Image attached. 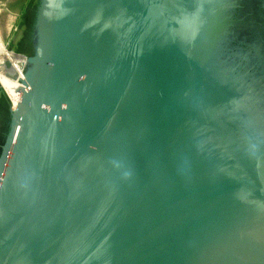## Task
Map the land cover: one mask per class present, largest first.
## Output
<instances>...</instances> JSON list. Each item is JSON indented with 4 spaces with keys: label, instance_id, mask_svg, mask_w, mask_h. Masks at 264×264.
Segmentation results:
<instances>
[{
    "label": "water",
    "instance_id": "1",
    "mask_svg": "<svg viewBox=\"0 0 264 264\" xmlns=\"http://www.w3.org/2000/svg\"><path fill=\"white\" fill-rule=\"evenodd\" d=\"M30 11L0 264H264V0Z\"/></svg>",
    "mask_w": 264,
    "mask_h": 264
},
{
    "label": "crops",
    "instance_id": "2",
    "mask_svg": "<svg viewBox=\"0 0 264 264\" xmlns=\"http://www.w3.org/2000/svg\"><path fill=\"white\" fill-rule=\"evenodd\" d=\"M35 1L0 0V36L8 37L13 30H19V22L24 24L25 16L30 12ZM0 44H2L1 39Z\"/></svg>",
    "mask_w": 264,
    "mask_h": 264
},
{
    "label": "bare ground",
    "instance_id": "3",
    "mask_svg": "<svg viewBox=\"0 0 264 264\" xmlns=\"http://www.w3.org/2000/svg\"><path fill=\"white\" fill-rule=\"evenodd\" d=\"M6 50L7 49L5 48V46L3 45V42H2V44H0V83L3 86V88L5 89L6 93L9 95L11 102H12V106H13L14 101H15L17 88H18V84H19L20 77L22 74V70H23V67L25 64V60H23V59L14 60V61H16L17 66H18L16 68V76L13 77L14 80L9 79L8 72L4 71L2 68V58H3V55L6 54ZM15 80H16V82H15ZM10 88H14L15 92L11 93Z\"/></svg>",
    "mask_w": 264,
    "mask_h": 264
},
{
    "label": "rangeland",
    "instance_id": "4",
    "mask_svg": "<svg viewBox=\"0 0 264 264\" xmlns=\"http://www.w3.org/2000/svg\"><path fill=\"white\" fill-rule=\"evenodd\" d=\"M21 23L22 22H19V24H20L19 30H13L11 32V35H9L8 37H5L3 35L0 36L1 41L3 42V45H5L8 49L13 48L15 51L17 50L15 44H16V42H18V40L20 39L21 35L23 34V32H24V26H25L23 23H22L23 25ZM11 55H13V54H11V52L9 50H6V54L3 55V58H2V68L6 72H9V73H13L14 74L16 72V64L12 62V60L10 58ZM5 59H8L12 63V67H11V70L10 71H7V70L4 69V60ZM2 97L4 99H6V101L10 105L12 104L10 97L7 95L6 91L4 90V88L2 87V85L0 84V98H2Z\"/></svg>",
    "mask_w": 264,
    "mask_h": 264
},
{
    "label": "trees",
    "instance_id": "5",
    "mask_svg": "<svg viewBox=\"0 0 264 264\" xmlns=\"http://www.w3.org/2000/svg\"><path fill=\"white\" fill-rule=\"evenodd\" d=\"M31 18L32 17L30 15L27 16V18H25L24 22L26 24H29L31 22ZM26 37H27V35H26ZM26 37H23V38L19 39L18 42H16L15 45H16V49L18 52L26 51V48L24 45V42L26 41ZM10 58H11L12 62L14 60L21 59L20 57L14 56V55H11ZM15 76H16V72L14 74L8 72L9 79L14 80L13 77H15ZM15 82H16V80H15ZM10 91H11V93L15 92L14 88H10ZM9 108H10V104L6 101V99H4L3 97L0 98V124L3 122V118H5V117H7L8 121H10V110H9ZM4 128L7 131L8 125L5 126ZM2 140H3V138H2Z\"/></svg>",
    "mask_w": 264,
    "mask_h": 264
},
{
    "label": "flooded vegetation",
    "instance_id": "6",
    "mask_svg": "<svg viewBox=\"0 0 264 264\" xmlns=\"http://www.w3.org/2000/svg\"><path fill=\"white\" fill-rule=\"evenodd\" d=\"M31 16L32 17V12L30 11L26 16H25V18H27V16ZM32 19V18H31ZM24 21H25V19H24ZM24 32H23V34L21 35V37H20V39L21 38H23V37H26V35H27V37H26V41L24 42V45H25V48H26V51H22V52H29V49H30V46H31V44H30V36H29V25H30V23L29 24H26L25 22H24ZM19 41V40H18ZM17 51V50H16ZM18 52V51H17ZM13 63H15L16 64V68L18 67L17 66V63H16V61H13ZM9 124V121L7 120V117H5V118H3V122L0 124V145H1V142H2V138H4V136H5V134H6V130H5V126H7Z\"/></svg>",
    "mask_w": 264,
    "mask_h": 264
},
{
    "label": "built area",
    "instance_id": "7",
    "mask_svg": "<svg viewBox=\"0 0 264 264\" xmlns=\"http://www.w3.org/2000/svg\"><path fill=\"white\" fill-rule=\"evenodd\" d=\"M5 46V45H4ZM5 48L7 49V50H9L10 52H11V54H13V55H15L16 54V52L17 51H15L13 48H11V49H8L6 46H5ZM8 59H5L4 60V69L5 70H7V71H10L11 70V67H12V65L10 66V67H8L7 65H6V61H7ZM1 84V83H0ZM3 87V86H2ZM5 90V89H4ZM8 95V94H7ZM9 96V95H8ZM12 105V104H11Z\"/></svg>",
    "mask_w": 264,
    "mask_h": 264
}]
</instances>
